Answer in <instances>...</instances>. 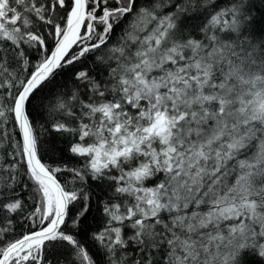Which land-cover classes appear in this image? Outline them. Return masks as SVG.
Returning <instances> with one entry per match:
<instances>
[{
	"label": "snow or ice",
	"instance_id": "6c2138e0",
	"mask_svg": "<svg viewBox=\"0 0 264 264\" xmlns=\"http://www.w3.org/2000/svg\"><path fill=\"white\" fill-rule=\"evenodd\" d=\"M0 264H264V0H0Z\"/></svg>",
	"mask_w": 264,
	"mask_h": 264
},
{
	"label": "trees",
	"instance_id": "16d2710c",
	"mask_svg": "<svg viewBox=\"0 0 264 264\" xmlns=\"http://www.w3.org/2000/svg\"><path fill=\"white\" fill-rule=\"evenodd\" d=\"M63 77H60V78H58V79H62Z\"/></svg>",
	"mask_w": 264,
	"mask_h": 264
}]
</instances>
